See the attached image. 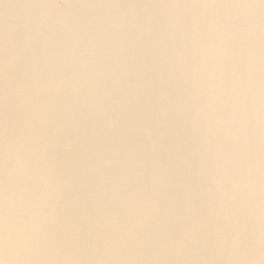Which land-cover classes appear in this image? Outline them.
Instances as JSON below:
<instances>
[{
  "label": "bare ground",
  "instance_id": "obj_1",
  "mask_svg": "<svg viewBox=\"0 0 264 264\" xmlns=\"http://www.w3.org/2000/svg\"><path fill=\"white\" fill-rule=\"evenodd\" d=\"M0 264H264V0H0Z\"/></svg>",
  "mask_w": 264,
  "mask_h": 264
}]
</instances>
